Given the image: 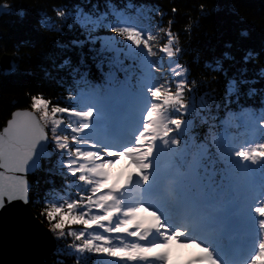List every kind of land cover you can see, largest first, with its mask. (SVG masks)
<instances>
[{
  "label": "snow or ice",
  "instance_id": "snow-or-ice-1",
  "mask_svg": "<svg viewBox=\"0 0 264 264\" xmlns=\"http://www.w3.org/2000/svg\"><path fill=\"white\" fill-rule=\"evenodd\" d=\"M198 12L223 35L236 9L215 0ZM51 13L0 4L29 32L58 34L67 93H29L0 131V264H264V33L226 40L205 81L179 62L191 52L179 35L199 18L161 28L153 0H66ZM221 76L222 99L201 94ZM42 160L43 196L29 179ZM129 161L135 170L116 178ZM177 247L198 251L174 261Z\"/></svg>",
  "mask_w": 264,
  "mask_h": 264
},
{
  "label": "trees",
  "instance_id": "trees-1",
  "mask_svg": "<svg viewBox=\"0 0 264 264\" xmlns=\"http://www.w3.org/2000/svg\"><path fill=\"white\" fill-rule=\"evenodd\" d=\"M4 2V0H0ZM12 4H24L28 6H45L50 12L51 8L66 2V0H8ZM137 3L138 0H132ZM161 6V11L166 14L162 17H154V21H160V27L168 26L171 20V29L173 32H182L183 29L190 26L199 18L201 24L199 28L192 27L190 37L180 34V44L189 45L191 52L180 57V63L188 62L192 75L188 79H201L212 81L217 73H210L205 69L204 61L212 56L219 55L223 50V43L226 40H236L241 30H247L250 33V39L255 41L262 33H264V0H221L223 5L234 7L236 14L231 15L229 19V27L223 31L215 18L200 17L198 6L205 4L210 6L215 0H153ZM175 7L176 12L173 14L170 9ZM15 17L2 16L0 18V57L3 53H12L17 57V72L5 75L0 67V129L11 117L13 111L17 108H29L31 95H37L41 91L47 98L58 99L62 95H67L62 88L59 87L57 80L64 73L59 72L55 67L62 59L60 50L56 47L52 37L57 36L55 32L41 31L38 35L29 32L22 27L19 22L15 21ZM36 21L35 13H31L28 23L34 24ZM216 33L213 36V33ZM162 35L158 37V40ZM27 41L28 43H25ZM21 45V50L17 51L16 45ZM213 47L215 51H213ZM199 51V55H197ZM55 61V63H54ZM257 64H264V56L257 60ZM45 69L51 73L49 76ZM225 78L220 77L219 83H210L202 86L201 94L204 91L211 92L214 96L221 99L224 96ZM49 167V162H44L43 167L39 169L31 180L40 181L41 195H47L50 185L45 183L48 179L44 168ZM37 211L36 209H33ZM49 264H75L74 258L60 259L52 258ZM93 264L95 261L93 260Z\"/></svg>",
  "mask_w": 264,
  "mask_h": 264
},
{
  "label": "rangeland",
  "instance_id": "rangeland-1",
  "mask_svg": "<svg viewBox=\"0 0 264 264\" xmlns=\"http://www.w3.org/2000/svg\"><path fill=\"white\" fill-rule=\"evenodd\" d=\"M45 162H47V161H45ZM134 170H135L134 167L131 165V162L129 161L127 164L122 165L121 167H119L116 170L115 176H116V178H120L122 176H125L129 172L134 171ZM196 251H198V250L197 249H191V248L184 249L183 251H181L177 247V250L174 251L173 259H174V261L181 260V259H187Z\"/></svg>",
  "mask_w": 264,
  "mask_h": 264
},
{
  "label": "water",
  "instance_id": "water-1",
  "mask_svg": "<svg viewBox=\"0 0 264 264\" xmlns=\"http://www.w3.org/2000/svg\"><path fill=\"white\" fill-rule=\"evenodd\" d=\"M3 2H0V4H2ZM0 17H2V16H0ZM13 64H15V71L14 72H12L11 74H13V73H15V72H17V70H18V61H17V57L14 55V54H12V53H7V52H5V53H3L2 55H1V57H0V67H1V69H2V71L5 73V71L6 70H8V69H11L12 67H13ZM18 109H28V108H17V109H15L14 111H16V110H18ZM13 111V112H14ZM11 118V117H10ZM9 118V119H10ZM8 119V120H9ZM7 120V121H8ZM7 126V122L2 126V128L0 129V131H3V129H4V127H6ZM45 161H47V160H42L41 161V164H42V166H43V164H44V162ZM39 170V169H38ZM37 170V171H38ZM29 179H31V176L29 177ZM34 211V210H33Z\"/></svg>",
  "mask_w": 264,
  "mask_h": 264
},
{
  "label": "flooded vegetation",
  "instance_id": "flooded-vegetation-1",
  "mask_svg": "<svg viewBox=\"0 0 264 264\" xmlns=\"http://www.w3.org/2000/svg\"><path fill=\"white\" fill-rule=\"evenodd\" d=\"M1 18V17H0Z\"/></svg>",
  "mask_w": 264,
  "mask_h": 264
}]
</instances>
